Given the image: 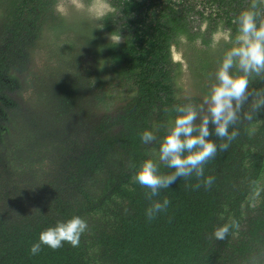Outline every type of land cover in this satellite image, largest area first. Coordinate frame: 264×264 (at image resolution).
<instances>
[{"label": "trees", "instance_id": "trees-1", "mask_svg": "<svg viewBox=\"0 0 264 264\" xmlns=\"http://www.w3.org/2000/svg\"><path fill=\"white\" fill-rule=\"evenodd\" d=\"M101 1L108 9L92 14L94 0H0V264H243L264 246V109L251 121L242 115L228 150L205 164L212 187L178 179L151 222L134 177L156 157L173 107L202 103L216 83L208 74L248 0ZM114 32L126 40L111 44ZM218 32L228 39L214 51ZM48 33L76 44L72 66L39 75L33 56ZM174 50L195 56L197 85L185 87ZM260 88L252 79L249 90ZM145 130L157 136L150 145ZM73 216L88 224L78 247L30 253L42 231ZM233 218L237 235L209 238Z\"/></svg>", "mask_w": 264, "mask_h": 264}, {"label": "clouds", "instance_id": "clouds-1", "mask_svg": "<svg viewBox=\"0 0 264 264\" xmlns=\"http://www.w3.org/2000/svg\"><path fill=\"white\" fill-rule=\"evenodd\" d=\"M233 23L237 31L233 37L232 30H226L232 46L224 53L216 71V83L202 103L189 102L173 107L172 111L177 115L163 125L167 131L160 141L156 157L145 160L135 174V181L146 189L144 195L150 202L145 210L149 222L167 211L171 202L167 196L160 199L161 193L170 189L178 179L195 178L196 183L188 187L193 190L201 187L210 189L215 177L205 176V164L218 152L228 150L239 135L235 125L242 115L251 121L264 109V88L249 90L252 79L264 81V0H248V7L235 17ZM108 38L115 46L126 40L116 32ZM233 69L237 72L234 73ZM250 99L253 100L251 110L242 113L243 106ZM230 128L234 130L229 132ZM213 136L220 143L213 140ZM156 140L153 131L145 130L141 134L145 145ZM162 166L172 171L165 173L161 171ZM239 228V222L233 218L217 227L209 238L225 241L230 235H237ZM87 230V222L79 216L58 221L54 227L40 233L38 242L30 247V253L39 254L42 246L58 250L65 243L78 247ZM243 264H264V246L258 247Z\"/></svg>", "mask_w": 264, "mask_h": 264}, {"label": "rangeland", "instance_id": "rangeland-1", "mask_svg": "<svg viewBox=\"0 0 264 264\" xmlns=\"http://www.w3.org/2000/svg\"><path fill=\"white\" fill-rule=\"evenodd\" d=\"M75 1V0H73ZM75 5H78L76 2H74ZM90 8L88 9L92 14H98L101 12V9L106 8L108 9V6L104 4L101 0H94V2L89 6ZM64 10V7H61ZM65 11V10H64ZM93 16V15H92ZM223 36V38H222ZM215 40L217 41V44L214 45L213 50L217 49H222L225 47V42L228 39L227 35H223L221 33L215 34ZM64 42H59V38L57 39L56 36L52 33L46 34L45 38L43 39V42L41 46L34 52L33 56V66L32 70L36 73L41 75L43 72H53L56 69H59L63 61L66 62V64L71 67L72 66V48L76 46L73 42L67 43L65 45ZM76 49V48H75ZM71 52V53H70ZM191 52H188L186 57L184 58L183 51L182 50H174L173 51V57L175 60H179L182 64V68L184 71V77L183 81L185 83V87L187 88L188 86L192 85H197L196 83L198 82L196 78H194V73L189 71V67H191L193 71V63L194 57L192 54L190 55ZM188 55L190 58L187 59ZM91 58L92 55L88 53L84 49V56H83V61L85 62L84 64L86 66L89 65V62L91 63ZM217 63H221V61H215ZM213 62V63H215ZM190 65V66H189ZM206 65L208 69V64ZM206 70V69H205ZM208 73V72H207ZM209 78L214 77L215 78V72H210L208 74ZM30 78H28L29 80ZM204 83V80H202ZM198 87V86H197ZM24 98H31L32 96V90L28 89L24 94Z\"/></svg>", "mask_w": 264, "mask_h": 264}]
</instances>
